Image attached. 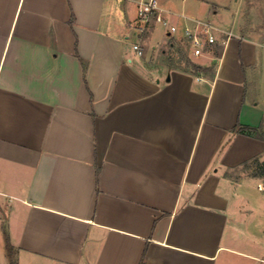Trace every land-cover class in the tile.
Segmentation results:
<instances>
[{
    "label": "crops",
    "instance_id": "1",
    "mask_svg": "<svg viewBox=\"0 0 264 264\" xmlns=\"http://www.w3.org/2000/svg\"><path fill=\"white\" fill-rule=\"evenodd\" d=\"M126 1L117 13L116 0H0V264L7 238L18 264L264 262L243 249L264 242L237 209L240 187L264 191V177L230 175L264 161L263 140L233 133L264 125V34L238 26L239 0H159L178 26L170 39L191 47L182 15L234 36L197 63L213 76L152 75L159 23L130 41L138 8Z\"/></svg>",
    "mask_w": 264,
    "mask_h": 264
},
{
    "label": "rangeland",
    "instance_id": "2",
    "mask_svg": "<svg viewBox=\"0 0 264 264\" xmlns=\"http://www.w3.org/2000/svg\"><path fill=\"white\" fill-rule=\"evenodd\" d=\"M190 1L191 0H174V5L178 11H182L185 10L183 6L185 7V5ZM116 2V12L120 13V11H122L121 8H123L128 1L116 0ZM233 4H235V1H233ZM238 16V26L241 29L253 33H260L262 35L264 34V0H239ZM209 17L210 18H206V20L211 23H214V21L217 22V19L214 16ZM130 39V41L132 42H140L138 30H135L133 34H131ZM169 39L170 38L167 35V27L157 24L154 29V34L151 41V44L156 47V52H153L150 55H146V61H144V64L146 65L148 71L152 73V75H157L160 72V69L167 65L177 69H189L185 62L186 58L190 59L196 64L205 60V58H203L202 56H195L191 50L190 45L185 43L183 39V41L180 38H171L170 41ZM171 43H175L176 45L174 47H171ZM163 49L166 51V54L162 53ZM263 90L264 88H262V91ZM252 170L253 167L248 168L247 170L240 169L239 171L230 172V175L236 176L241 173L251 172ZM258 182H263V180L249 179L245 182V185H243V187H240V189L245 193L246 197L244 195L243 196L245 198H243V196H239L240 198L238 200L239 202H237V209L240 213L239 217L243 218L244 220L243 223H241V226L250 233L254 234L257 239L263 243L264 191L258 190ZM245 239L246 237H241V240L243 242H245ZM263 247H261L260 251H256V248H251L246 244L244 245L243 249H246L250 252H261L264 255ZM230 257L231 260H229L228 264H264V262L254 261L253 259L248 257L235 255H230Z\"/></svg>",
    "mask_w": 264,
    "mask_h": 264
},
{
    "label": "built area",
    "instance_id": "3",
    "mask_svg": "<svg viewBox=\"0 0 264 264\" xmlns=\"http://www.w3.org/2000/svg\"><path fill=\"white\" fill-rule=\"evenodd\" d=\"M138 14L136 19V29L140 35H143L148 26L152 22L161 24L167 27L171 34L178 31V26L172 24L168 17V12L163 8L159 0H137ZM189 18L192 24L187 23L184 27V34L189 38L191 43V50L195 56L204 55L206 49L217 43L225 44L228 39L234 36L231 30L219 29L215 24L208 20L200 19L192 16H184ZM218 34H223L226 37L219 40ZM134 49L138 55L144 54V48L140 43L134 44ZM259 189L264 190V185L259 184Z\"/></svg>",
    "mask_w": 264,
    "mask_h": 264
},
{
    "label": "trees",
    "instance_id": "4",
    "mask_svg": "<svg viewBox=\"0 0 264 264\" xmlns=\"http://www.w3.org/2000/svg\"><path fill=\"white\" fill-rule=\"evenodd\" d=\"M180 49V48H179ZM187 66L193 73H211L212 76L214 74V67H203L201 65H198L194 62H192L190 59L186 58L185 60ZM264 125L261 124L260 126L254 127L249 125H242L240 123L237 124V126L233 129L234 134H245L251 137H255L258 139H261L264 141ZM253 170L252 175L258 176V177H264V161H261L259 158H254L250 163L245 164V168H252ZM6 253L9 264H18V257H17V249L14 247V245L11 243L10 239L7 238L6 240ZM145 256V255H144ZM144 256L141 260V264L144 263Z\"/></svg>",
    "mask_w": 264,
    "mask_h": 264
},
{
    "label": "water",
    "instance_id": "5",
    "mask_svg": "<svg viewBox=\"0 0 264 264\" xmlns=\"http://www.w3.org/2000/svg\"><path fill=\"white\" fill-rule=\"evenodd\" d=\"M169 79V78H168Z\"/></svg>",
    "mask_w": 264,
    "mask_h": 264
}]
</instances>
